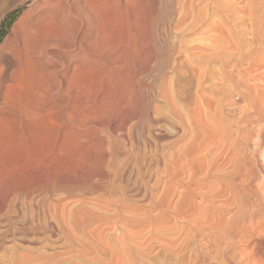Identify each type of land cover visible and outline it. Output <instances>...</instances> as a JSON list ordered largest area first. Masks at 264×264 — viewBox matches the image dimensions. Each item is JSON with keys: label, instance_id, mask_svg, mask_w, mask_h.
<instances>
[{"label": "rangeland", "instance_id": "1", "mask_svg": "<svg viewBox=\"0 0 264 264\" xmlns=\"http://www.w3.org/2000/svg\"><path fill=\"white\" fill-rule=\"evenodd\" d=\"M157 3L123 35L133 49L156 32L142 60L97 65L93 118L71 120L70 100L48 125L0 127L1 147L61 155L47 173L0 171V264H264V0ZM29 4L0 6V46ZM39 185L56 190L45 209L24 197L8 209ZM8 218L36 225V240L7 233Z\"/></svg>", "mask_w": 264, "mask_h": 264}, {"label": "bare ground", "instance_id": "2", "mask_svg": "<svg viewBox=\"0 0 264 264\" xmlns=\"http://www.w3.org/2000/svg\"><path fill=\"white\" fill-rule=\"evenodd\" d=\"M157 1L158 0H0V6L2 8L8 7L7 9L16 8L21 4H26L27 2L30 3L28 9H26L24 11V13L22 14L21 17L19 16L20 18L17 19V21L12 26L10 34H8L4 38V41L2 42V44L0 46V127L3 126L8 120L9 121H15V122L19 123L21 125V127H24V128L32 127V129L46 125L47 122L51 121V120L54 122L56 120H53L54 117L51 116L52 112H55L56 110L58 111L59 109L62 110L64 106L68 107L69 106L68 103L70 102V100L72 101V108H73L72 113H71L72 115L69 114L70 112H68V114L70 115L68 117H70V119L73 117L74 120L76 122H78L77 120H80V119L81 120L83 119L85 121V119L87 120V118H93L96 107H97L96 106V104H97L96 96L98 97V95L100 94L99 93L97 95V93L99 91V90L97 91V87H98L97 79L99 78V76L97 78V75H98L97 70H96V68H98L97 65L99 63H101L102 61H105V62H109L110 64H115L119 68L120 66H124L127 63L133 64L139 58L144 56V55L141 56L140 52L142 51V49H144L143 46L148 45L149 43H151L153 40H155L157 38L156 32H155V34H153L154 32L147 34L145 40L142 38L144 41L141 40V42H142V43H140L141 46L137 47L138 45L136 44L135 48H133V49L129 48L130 44L128 45V42L124 40L123 35L126 33H129L130 31L131 32L133 31V33H135L134 31L138 30L141 26L143 16H144V11H146L145 9H147L148 6H149L148 8L155 9L156 4L159 3V2L157 3ZM149 11L150 10H148V12ZM1 16H3V15H1ZM145 19H147V18H145ZM158 24H160V23H158ZM149 27H150V25H149ZM131 32H130V34H131ZM139 35H142V34L139 32ZM131 37H133V35ZM129 39H131V38H129ZM134 39H136V38H134ZM129 41L131 42V40H129ZM133 42L137 43L138 41H133ZM158 49H157V51L160 50V49L159 50ZM154 51H156V50H154ZM162 51H160V53ZM147 53L148 52H146L145 57H146ZM154 56H150V57L154 58ZM141 60H142V58H141ZM145 60H147V58ZM138 61H140V60H138ZM153 61H154V59H153ZM157 61L159 62V60H157ZM147 63H148V61H147ZM145 65H147V64H145ZM99 66H100V64H99ZM111 69H112V66H111ZM119 69H121V68H119ZM147 70H148L147 73L151 74L149 69H147ZM99 71H101V70H98V72ZM178 72L182 74V73H186L187 71H185V70L182 71V68H181L180 70H178ZM99 73H101V72H99ZM102 73H101V77H103ZM117 76H119V72H118ZM148 76H149V74L147 75V77ZM118 78H120V76ZM107 80H108V77H107ZM115 80H116V78H115ZM135 81H137V79ZM116 84H117V80H116ZM143 86L145 88L144 84H143ZM109 87L107 89H109ZM125 89H127V88L125 87ZM181 91L182 90H180V92ZM123 92H124V90H123ZM123 92H121V93H123ZM161 92H162L161 95H164V91L162 90ZM103 93L104 92H102V94ZM140 93H141V91H140ZM130 94H132V93H130ZM180 94H178V95H180ZM183 94H184V92L182 93V95ZM104 95L105 94H103V96ZM105 96H107V95H105ZM100 97H99V99H100ZM132 97H134V96H132ZM119 98H121V96ZM133 99L136 101L135 97ZM104 101L102 99V104ZM108 101H109V99H108ZM135 101H132V102H135ZM138 101H140V100H138ZM117 102H119V101H117ZM141 102H143V101H141ZM100 103H101V101H100ZM67 104H68V106H67ZM116 104H118V103H116ZM127 104L128 103H126V105ZM133 104H135V103H133ZM98 105H100V104H98ZM103 106H104V104H103ZM124 106L125 105H122L121 109L124 108ZM112 108H114V107L112 106ZM65 110H67V109H65ZM126 111H123V113H125ZM63 113H65V112H63ZM117 113H119V112H117ZM127 113L129 114V112H127ZM133 113H135V112H133ZM96 117H97V115H95V118ZM95 118L92 120L95 121ZM54 119H56V118H54ZM81 120H80V122H81ZM58 121H61V119L60 120L58 119ZM92 122L90 121V123H92ZM62 123H63V121H62ZM64 124H66V123H64ZM124 124H125V122H124ZM8 125H10V124H8ZM74 125H75V123H74ZM83 125H84V123H83ZM108 125H109V123L107 124V126ZM5 126L7 127V125H5ZM62 126H59V127H62ZM82 127L83 126H81V128ZM109 127H110V125H109ZM10 129L13 130L11 127H10ZM39 132H41V131H39ZM43 133H45V132H43ZM46 133H47L46 135H48V132H46ZM35 135H37V133H35ZM58 135H59V133H58ZM74 135H75V133H74ZM43 136H45V134H43ZM50 137H51V135L48 138H50ZM54 137H56V136H54ZM54 137H53V140L55 139ZM57 137L59 138V136H57ZM18 138H19V136H18ZM69 141H70V138L67 142H69ZM36 142H39V141L36 140ZM8 143H10V142H8ZM15 143H17V142H15ZM53 143L54 142H52V144ZM56 143H57V141H56ZM48 144H51V143L49 142ZM73 144L75 145V143H73ZM3 145H5V144H3ZM50 147H51V145H50ZM30 148L21 147V148L17 149L16 147L14 148V147L6 146V145L2 146V147L0 146V164H2L3 162L4 163L6 162L4 167H2L3 164L0 165L2 167V168L0 167V171L2 173L5 172V173L9 174V173L15 171L17 168H20L21 171L22 170L24 172L26 171L25 173H27V172H30V173L31 172H33V173L34 172L47 173L44 171H46L50 166L52 167V165L57 166V163H59L58 158L61 156L59 152L55 153V154H51L53 152L52 150H48V149L44 150L45 148H43V147H42V149H36V150L35 149L31 150L32 148L31 149ZM51 148H54V146ZM74 149L72 148V150H74ZM48 151H51V153H49ZM57 151H59V149ZM60 151H62V150H60ZM100 151H101V147H100ZM74 152H75V150H74ZM76 153H77V151H76ZM85 154H88V153H85ZM105 158H106V155L104 154L103 155V161L105 160ZM77 160H78V157H77ZM62 161L63 160H61V162ZM260 161L262 162L261 169L263 170V173H264V156L260 157ZM61 164H63V163H61ZM61 167H59V168H61ZM62 169L63 168H61V170ZM78 170H79V168H78ZM55 172H56V170H55ZM58 172L59 171H57V173ZM15 173L16 172H14V174ZM11 174H13V173H11ZM11 174H9V175H11ZM69 174H71V172L68 173V177H69ZM0 175H2V174H0ZM40 175H42V174H40ZM45 175H47V174H45ZM51 175H49V176L47 175L48 179L50 178ZM61 175H63V174L61 173ZM73 175L74 174H71V177ZM76 175H78V174H76ZM76 175H74V176L77 177ZM22 176H24V175H22ZM36 176L34 177L35 180H36ZM53 176H55V175H53ZM56 176H57V174H56ZM27 177H25V178H27ZM18 178H17V180H18ZM54 178H52V180ZM1 179H0V181H1ZM39 179H41V178H39ZM65 180H67V179H65ZM31 181L34 182V180H31ZM39 181H41V180H39ZM46 181H47V178H46ZM60 181H58V182H60ZM69 181L73 182L72 180H69ZM19 182H20V180L18 181V183ZM58 182H56V183H58ZM25 183L27 184V182H25ZM53 183H55V182H53ZM60 183H62V182H60ZM2 184H4V183H2ZM9 184H11V183H9ZM9 184H8V186H10ZM37 184H38V182H37ZM49 184H50V182H49ZM13 185H15V181H14ZM46 185H48V184H45V186ZM55 185L56 184L51 185V186H55ZM70 185H68V183H67V186H70ZM32 186H33V184H32ZM40 186L41 185H39V187ZM36 187H38V186H36ZM43 187L44 186H41V188H38V189L36 188L37 190H35V191L34 190L33 191L32 190L31 191L20 190V192H19L17 190L19 193H16V194L11 196V198L8 202V209L10 210L12 207H14L16 205L17 201L19 200V198H21V197H24L26 200H28V199L34 200V199L38 198L37 206L45 209L46 208V198L51 197L52 195L56 194V190H53L48 186H47V188H43ZM58 187H61V185L60 186L57 185V190L59 191ZM30 188H31V186H30ZM54 188H56V187H54ZM1 189L3 190L4 187L0 188V191H1ZM61 189H63V188L61 187ZM6 191H9V189ZM0 193H3V192L1 191ZM2 196H3V194H2ZM1 200L3 201V199H1ZM45 214L47 215V213H45ZM7 222L8 223H7L6 232L11 234L13 237H15V238L17 237L23 241L27 240L29 238H31V240H33V241L36 240V235L39 233V228L36 225H34L33 223H29L28 221H24L18 225H15L11 222L10 218H8ZM0 234H2V233H0ZM2 236L4 237V235H2ZM0 238H1V236H0ZM25 251H26V254H24L23 257L26 259L30 258L31 255H29V253L32 252V250L30 248H27V249H25Z\"/></svg>", "mask_w": 264, "mask_h": 264}]
</instances>
